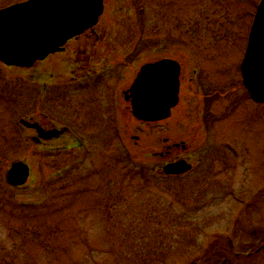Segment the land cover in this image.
I'll use <instances>...</instances> for the list:
<instances>
[{"label": "rangeland", "instance_id": "374dc122", "mask_svg": "<svg viewBox=\"0 0 264 264\" xmlns=\"http://www.w3.org/2000/svg\"><path fill=\"white\" fill-rule=\"evenodd\" d=\"M20 1L0 0V7ZM259 1L105 0V41L132 51H154L158 41L149 48L137 43L143 18L151 36L163 31L164 55L181 59L183 86L204 95L197 82L206 80L220 90L210 100H215L210 107L215 119L226 123L219 132L194 136L195 111L207 105L191 95L174 109L184 110L185 102L191 105L179 124L174 115L150 122L148 130L134 122L133 131L126 134L120 128L114 138L99 149H86L81 163L73 164L70 151L35 149L29 130L14 131L18 116L1 109L0 101V264H184L196 254L201 256L193 258L196 264H207L202 259L206 250L212 254L224 240L236 245L242 239L238 227L228 233L222 227L221 214L230 201L222 194L264 192V184L256 186L264 181V103L250 99L239 68ZM55 57L52 88L64 85L71 74L59 67L66 55ZM21 73L0 63V94L7 97L3 106L19 105V115L25 116L32 113L41 85L33 94V83ZM49 87L39 100L51 94ZM53 91L57 95L63 89ZM183 142L184 148L174 149ZM202 142L219 146L204 151L184 175L168 177L151 170L159 151L171 146V154L189 156ZM225 142L235 149L233 155L224 152ZM21 159L30 166V177L12 188L5 174L12 161ZM231 178L236 181L226 186ZM240 181H246L245 189ZM176 243L181 245L179 253Z\"/></svg>", "mask_w": 264, "mask_h": 264}, {"label": "flooded vegetation", "instance_id": "af4514ba", "mask_svg": "<svg viewBox=\"0 0 264 264\" xmlns=\"http://www.w3.org/2000/svg\"><path fill=\"white\" fill-rule=\"evenodd\" d=\"M105 5V0H103L102 13L97 18L96 23L69 38L55 51L49 53L43 59L33 62L30 67H6L2 64L6 68L20 70L21 74L25 75V78L33 83V94L37 91V84L41 85L38 88L39 94L35 92L36 97L33 96L34 104L30 115H19L21 113V106L19 105L5 108L4 106L7 103L4 101L7 97L4 94H0L1 109H11L14 112V117L15 115L18 116L17 128L14 131L23 133V131L29 130L31 132L29 141L35 149L70 151L73 154V159L69 163L80 164L83 158L82 155H84L83 152L86 149L89 150L95 147L99 149L103 142L114 138L120 128H123L127 134L133 131L134 122H136L139 128L148 130V125L151 121H141L133 113V84L142 67L146 64L160 60H171L176 62L180 69L177 77L179 79L177 103L170 109L168 117L158 121H165L174 115L176 118L175 125L179 124L181 115L185 114L187 112L185 109L191 105L185 102L184 110L174 112V109L181 104L183 98L194 95L199 99L200 104L207 105L208 109L207 111L206 107L198 105L194 116L196 117L195 124L191 128L194 133H198L194 136L204 137L213 132H219L226 123L223 121L224 119L221 123L215 119L214 113L210 111V107L215 100H210L214 96L213 93H218L220 90H215L208 86L206 80L197 82L200 83L197 85L198 88H204V95L201 90L193 94L190 87L183 86L184 72L181 66V59L176 58L174 55H164V51H161L163 47L161 46L163 44L162 41L164 40L163 31H160L161 33L157 36H151L152 32L143 18L138 23L140 40L137 43L149 48L151 43L158 41V48L156 47L154 51H132L125 44L105 41L104 36L108 27H101V18L103 17ZM78 40L80 41L78 47H69L70 43ZM56 55H66V57L62 58L59 67L71 73L69 75L70 79L65 83L68 85L67 88H65V84L58 85L56 88L49 87L51 86L49 80L53 77V70L56 66L54 64ZM143 55L145 59L140 65L136 66ZM205 67L207 68L208 66ZM194 71L195 69L191 68V72L193 73ZM156 77L155 73L150 72L144 75L146 84L143 85V90L148 101L150 82L153 83L152 90L156 92V87L158 86L155 80ZM55 84L56 82H53L52 85ZM69 84L74 85L70 87ZM48 87L52 89L51 94L45 97L44 100H39L38 96L41 97L43 89ZM4 88V86L1 87V89ZM58 88L63 89V91L57 93V95H52L53 90ZM159 94L161 93L159 92ZM218 96L222 97V95ZM203 97L205 100L202 99ZM13 98L17 100L16 97ZM220 124L221 126L218 127ZM102 137L104 138L102 139ZM135 139H138L137 135ZM203 141L205 142V140ZM135 143L138 144L137 141ZM207 145L209 146L206 147ZM185 146L184 142L177 143L174 149H177V147L184 148ZM212 146L219 145L197 143L193 146V152L189 156H183L177 152L171 154L173 147L170 146L171 150L168 149L157 153L159 161L153 163L150 168L153 172H160L168 177L184 175L189 171L188 169L194 167L195 161L197 162L200 159L202 153L209 151L208 148L210 147L211 149ZM222 146L224 152L229 155H233L232 153L235 152V149L227 142L222 143ZM173 156L177 157L169 161L168 158ZM179 159L189 163L190 168L179 174H166L163 167ZM68 166H65V168ZM58 176L62 175L59 174ZM235 181L231 178L225 184L228 186ZM245 183L246 181H240V188L245 189ZM247 183L253 184L254 181ZM259 184H264V181L258 180L256 186L259 187ZM222 195L223 198L225 195L230 197L228 208L223 212V215L221 214V218H223L221 219L223 221L222 227L227 233L238 227L236 231L240 232L242 239L237 241L236 245H233V242L229 239L226 242L224 240L225 245L220 250H213L212 254L206 250V256L202 258L203 262L207 264H264V192H234L230 190V192L226 191ZM210 199H215V197ZM217 225L220 224L218 223ZM173 247L179 253L181 245L176 243ZM165 254L166 251L163 252V257ZM193 258L201 260V256L196 254L188 261H183V263L196 264L197 259L194 260Z\"/></svg>", "mask_w": 264, "mask_h": 264}, {"label": "water", "instance_id": "95a60500", "mask_svg": "<svg viewBox=\"0 0 264 264\" xmlns=\"http://www.w3.org/2000/svg\"><path fill=\"white\" fill-rule=\"evenodd\" d=\"M102 0H26L0 9V61L6 65L30 66L83 29L96 23ZM248 32L240 70L243 83L256 102H264V0H260ZM179 66L171 60L146 64L133 84V113L142 120H159L169 115L177 102ZM155 73L156 92L150 82L149 101L143 90L144 75ZM164 79V81H163ZM148 80V79H147ZM159 92L161 94H159ZM184 160L164 166L167 174L189 168ZM6 181L16 187L24 184L28 166L12 163Z\"/></svg>", "mask_w": 264, "mask_h": 264}, {"label": "bare ground", "instance_id": "6f19581e", "mask_svg": "<svg viewBox=\"0 0 264 264\" xmlns=\"http://www.w3.org/2000/svg\"><path fill=\"white\" fill-rule=\"evenodd\" d=\"M27 166H28V168H30V166H29L28 164H27ZM26 181H27V180H26ZM26 181H25V182H26Z\"/></svg>", "mask_w": 264, "mask_h": 264}]
</instances>
